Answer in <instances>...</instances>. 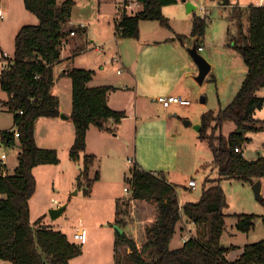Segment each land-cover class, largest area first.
Listing matches in <instances>:
<instances>
[{
    "label": "trees",
    "instance_id": "16d2710c",
    "mask_svg": "<svg viewBox=\"0 0 264 264\" xmlns=\"http://www.w3.org/2000/svg\"><path fill=\"white\" fill-rule=\"evenodd\" d=\"M25 9L38 19L37 25L22 26L14 39V51L8 64L0 72V90L6 94L3 106L13 116L11 130L0 133V142L6 147L18 146L17 166L13 174H4L0 167V260L10 264H70L79 256L80 247L71 242L61 231L42 224L43 217L30 224L29 201L35 193L33 169L39 165L58 163L53 149H40L35 144L34 127L39 118L60 115L58 98L53 93V66L60 61L65 38L71 33L67 28L74 0L57 5L56 0H22ZM228 5V0H220ZM141 10L126 15L118 8L117 37L136 39L140 21H156L167 27L162 8L174 5L176 0H137ZM127 5V4H126ZM236 19L238 42L232 47L241 55L246 74L234 99L216 114L209 111L201 116L198 138L207 143L213 156L218 177L202 182L200 198L179 206L175 185L165 177L137 169H129L131 200L144 201L155 208L154 222L144 227L145 241L137 247L125 233L116 236L115 246H126V260L115 259L114 264H264V240L245 245L241 254L232 262L225 255L230 249L220 244L224 231V213L227 207L225 195L219 186L223 179H238L254 184L264 177V157L249 161L243 156L242 146L248 142V131L264 129L257 126L256 111L264 107V98L257 91L264 88V4L251 6L247 13V27L241 18ZM206 18L193 15L190 36L203 37ZM180 41L183 37L178 36ZM183 42V41H182ZM70 62V59H67ZM93 71L67 64L61 73L70 79L71 115L75 137L68 151L69 159L78 162L86 148V134L90 126L99 131L113 132L106 123L119 124L125 113L112 110L107 103L110 86L91 88ZM214 122L220 129L231 122L235 130L227 136L213 137L208 134ZM241 152L237 153L234 150ZM96 157L83 156V166L77 176L79 187L82 180L88 196L93 183L99 180V172L89 178V170ZM1 162V161H0ZM184 216L194 224V234L179 248L171 249L170 241L176 226ZM254 216L237 215V231L248 233L254 226ZM264 224V217L262 218ZM120 221L115 225L119 227Z\"/></svg>",
    "mask_w": 264,
    "mask_h": 264
},
{
    "label": "rangeland",
    "instance_id": "374dc122",
    "mask_svg": "<svg viewBox=\"0 0 264 264\" xmlns=\"http://www.w3.org/2000/svg\"><path fill=\"white\" fill-rule=\"evenodd\" d=\"M64 1L56 0V3L59 6ZM188 1L194 7L196 6L197 1ZM259 1L228 0V5H222L217 0H201V2L205 3L208 13H205L207 17L206 30L203 37H201L202 41L198 42V45L204 49V52H199V54H202V57L210 65V72L201 85H198L196 82L192 85L191 92L188 95L191 101L189 108L179 111L168 109V112L173 111L172 113L178 115V128L173 131L167 140L159 132V124H154L149 119L145 120V132H149V138L146 141V145L149 146V155L146 163L152 167L151 169L159 172L163 171L167 178L168 174L166 173V169H171L172 174H169L171 178L170 183L175 185L180 205L186 202L197 201L200 198L202 182L204 180L201 172L198 171L194 176L198 184L194 190L184 189V181L186 177L187 181L188 176L194 173L193 169H195L196 165L198 166L196 170H199L201 168L199 165L202 162L211 163L212 161L210 148L205 141L197 137L198 134L194 127L200 124L201 116L204 113L211 111L216 114L220 109H224L238 93L245 77L246 67L243 59L232 47L233 43L238 42V29L235 17L237 19L241 18L242 24L246 28L248 8L258 6ZM20 4L22 6L23 3ZM22 8H18L13 1L0 0V11L4 13V16L6 14L5 19H0V47L2 51L0 52L7 53L10 58L13 56L15 33L18 32L14 28L15 25L19 22L26 25L38 24V20L33 15H28L30 17L29 19H19V12ZM7 10H9V13L6 12ZM183 12L184 16L178 13L177 8L165 10V13L172 17L169 18L168 16L167 27L158 23L160 27L164 28V32H167L165 34H169L168 29L170 27L174 30L180 29V31H186L185 33H187L188 30H191L193 15L197 17L203 16V13L198 9H195L189 14H186L184 9ZM26 20L36 22V24H28ZM89 24L91 25L90 21ZM76 40L81 41L79 47L87 48L84 40L80 38ZM95 44L97 43L95 42ZM60 64L53 66L52 69L54 83L56 85L54 88L59 93L62 110L60 113L71 115L70 79L61 76L62 69ZM1 66L2 60H0V72L2 70ZM74 67L78 68L76 66ZM110 67H113L110 71L112 73L117 69V66ZM113 75L115 76V72ZM256 94L258 97L264 98V88L259 89ZM201 99H203V102H201ZM5 101L6 94L0 90V133L11 130L13 127V116L3 106ZM154 112L161 118L165 116V110L163 109L157 108ZM254 117L258 121V127L260 125L264 126V107L256 111ZM186 123H189V126H186ZM118 126L116 125L117 130L115 129L114 132L117 135L120 131ZM211 127L208 134H211L213 137H218L221 134L227 136L235 130V126L231 122H225L220 129H217L216 124L212 122ZM34 128L36 146L40 149H53L56 152L58 163L55 165H39L33 170L36 192L33 196L32 210L29 215L30 224H33L46 213L47 221H45V225L50 226L54 230L61 231L71 242L80 247V255L71 259L70 264H111L113 251L110 248L109 237L115 235V212L118 207L116 203L118 202L119 204L122 200H126L125 198L128 195V193L124 192V188H129L126 178L130 177V166L127 163V159L131 157L132 150H137L140 157L141 150L145 145L141 147L140 143L138 146L134 144L133 149L131 128L127 137L123 136V139L113 141L114 147H111L110 150L116 152L117 158L115 160H118L121 169L114 177H108L107 173L111 172L104 171L102 176H100V180L93 183L89 195L86 196L84 193L87 189L84 181L82 180V185L77 186V177L74 173L75 168L78 167L69 159L67 155L69 150H66V147H71L74 142L75 131L72 121H61L59 116L40 118ZM114 133L110 135L113 136ZM244 136L248 138V142H245L242 146L245 159L256 160L259 156H264V129L257 132L248 131ZM61 142L65 145L61 146ZM91 144L94 146V149L96 146L100 148L95 140ZM17 153H19L18 146L6 147L0 142V157L4 155L7 158L3 160L0 158V161L2 165L5 166L6 164L9 172L13 171L12 168L17 166ZM81 161L79 165L80 170L84 169L83 159ZM103 164L105 165V160ZM66 165L72 166L71 169L70 167L67 169L65 167ZM98 165L99 159L94 167L96 170H98ZM204 166L202 165V168ZM211 170L214 173L208 174L206 178H217L216 167L213 166ZM11 174L13 172L9 175ZM159 174L163 175L161 173ZM93 176L94 174H89L90 179ZM258 181L261 184L260 200L255 198L252 192L253 184L250 182L238 179H223L219 183L227 204L224 210L226 218L220 244L222 247L230 249L228 254L229 259H233L237 251L242 250L245 245L264 240V224L262 222V218L264 217V177L258 179ZM51 199H55L59 207L68 205L63 215L54 221L50 220L48 216V207L51 205ZM129 201L132 200L130 199ZM128 202L123 201L120 203V208H124L122 204L126 206L121 211L123 215L126 213L125 219H122L123 223L120 222V225L121 223L123 224L121 226L124 232H127V228L124 227L126 224L131 225L129 232H132L134 226H136L134 216L145 213L141 210L142 207L140 208L138 206L150 208L147 205L149 203L144 201H140L142 205H136L137 207H133L132 203L129 202L128 204ZM132 213L133 216L131 215ZM237 215L254 216V226L248 233L237 231L235 227ZM185 219L184 217L178 223V229L175 230L170 241L171 249L179 248L181 243H183V236L186 235L184 231L186 230L187 221ZM80 222L85 240L77 242L73 240L72 235ZM179 226L182 227L183 231L179 230ZM126 256L125 248H118L116 250L115 259L126 260ZM0 264L10 263L0 260Z\"/></svg>",
    "mask_w": 264,
    "mask_h": 264
},
{
    "label": "crops",
    "instance_id": "0c3cea01",
    "mask_svg": "<svg viewBox=\"0 0 264 264\" xmlns=\"http://www.w3.org/2000/svg\"><path fill=\"white\" fill-rule=\"evenodd\" d=\"M7 1H13L14 4L18 6V8L23 7L22 9H20L18 16L19 19L22 20L29 19L30 17L28 15H33L32 13L28 12L25 9L24 4H22L21 6L20 3H23L22 0H7ZM185 1L189 2L188 0ZM217 1L221 2L220 0ZM189 3L191 4V6H193L191 2ZM122 4H124L128 9L124 11L126 15L137 13L142 8L141 5L138 4L137 0H74V5L72 7L71 16L67 28L71 32H73L74 35L71 36L69 34L65 38L64 46H63L64 48L62 47L61 49L59 63H61L60 65L62 71L64 70L67 64H70V66L72 67L76 66L79 69L82 68L85 70L93 71L94 75L88 86L91 88H95L99 86L112 87L113 90L108 94L107 97L108 106L112 110L121 111V112L124 111L126 114V117L122 119L119 124H113L111 120H109L106 123L108 126H111L113 132L99 131L92 126L89 127L86 134L85 151L81 154L80 160L78 162L76 163L72 162L78 167L75 168L76 170L74 175H76V177L79 175L81 171L79 169V165L82 162L81 160L83 159V156H85V154L95 156L96 157L95 164L99 159V165H98L99 180L101 178L100 176H102L104 171L111 172V173H107L108 177H114L115 175H117L121 169L120 164L118 160H115L117 158L116 152L113 150L111 151L110 149L111 147H114L113 141H119V139H123L122 138L123 136L127 137L131 128L132 129L131 136L133 137V145H132L133 149H134V144L138 146L139 143L141 144V147H144V145L145 147L142 148L140 157L139 154L137 153V150H132L131 157L127 159V163L129 160H131L133 162V165L138 166L137 169L145 172H150L157 176H163L165 177L166 181L169 184H171L170 183L171 178L169 177V174H172V171L170 168L166 169V173L168 174V178H167L164 175L163 171L159 172L156 171L155 169H151L152 167H150L146 163L149 155V146L146 145L147 143L146 141L149 138V132L148 131L145 132L144 125L146 119H149L154 124H159L158 125L159 132L163 135L164 138H166V140L171 136L173 131H175V129L178 128V122H177L178 115L176 113H172L173 111L172 112H168V111L170 109L171 110L173 109L174 111L175 110L179 111L184 109L186 110L190 106L187 108L176 106L168 110L162 108L156 102V98L160 95H178L183 98H187L190 101L188 95L191 92L192 85L195 83L193 77L197 74V68L190 59V57L188 56L186 52V47L191 46L192 42L196 39L190 36L192 26H191V30H188L187 33H185L186 31H182V30L180 31V29L174 30L170 27V29H168L169 34H165L167 32H164L165 31L164 28L160 27L158 22L156 21H140L139 36L136 39H123L116 37L115 35L116 19L118 17V8L120 9V6ZM262 4L264 3H261L259 1V5ZM170 8H177L178 13L183 16H184L183 9L186 11L185 4L182 2V0H176V3L174 5L163 7L161 10L162 15L168 20L171 17V15L165 13V10ZM195 9H193L192 12ZM6 12L9 13V10H7ZM2 14H3V18L1 20L6 18V14L5 16L4 13ZM186 14L189 13L186 12ZM34 17L36 18V16ZM200 17L202 18V16ZM89 21L91 22V25L89 24ZM26 22L28 24H36V22L29 20H26ZM24 25L26 24L19 22L15 25L14 28H16V30L18 31ZM81 25H83V27H81ZM178 36L183 37L182 40L183 42L178 39ZM77 38L84 40V43L87 44V48L79 47L81 41L76 40ZM199 41H202V39L199 38L198 42ZM95 42L97 44H95ZM0 51H1V47H0ZM199 52H204V49L198 51V53ZM200 55L202 56V54ZM67 59H70V62ZM59 63L55 64L54 66H57ZM110 66H117V69H115L114 71L115 76L113 75L114 72L113 73L110 72L111 68H113ZM55 86L56 85L54 83V87ZM54 87H53V93L58 98L59 109L60 112H62L61 103L59 101V95H58L59 93L55 91ZM70 97H71V86H70ZM201 102H203V99H201ZM190 105H191V101H190ZM157 108L165 110V116L161 118L159 115H156L154 111ZM60 114L64 115L67 118V119H62L59 116V119L61 121L64 122L71 121L70 114H64V113H60ZM39 119L36 120V123ZM36 123H35V127H36ZM116 125H119L118 129L120 128L118 135L114 133L115 129L117 130ZM186 126H189V123H186ZM260 126L264 127L263 125ZM194 128L196 129V126ZM198 131L199 129H196L197 134ZM111 133H114L113 136H111L112 135ZM74 137H75V132H74ZM94 140L97 141L100 148L96 146V148L94 149V146L91 144L92 142H94ZM64 145L65 144L61 142V146ZM69 149L70 147L69 148L66 147V150ZM260 157H264V156H259L258 158ZM5 159L7 158L5 157ZM104 160H105V165L103 164ZM249 161H253V160H249ZM95 164L93 167L90 168L89 174L95 173L96 171V169L94 168ZM202 165L205 166L207 165V167L204 166V168H202ZM213 166H214L213 156L211 163L202 162V164L199 165V167H201L199 168V170H196V168L198 167L196 165L195 169H193L194 173L188 176L187 181H186L187 177L185 178L184 189H189L187 188V182L189 179H194L196 181L194 176L198 173V171L201 172L202 176H204L203 179H206V176L208 174L214 173V171L211 170ZM65 167H67V169L70 167L71 169L72 166L66 165ZM15 168L16 166L12 168L13 171L9 172L5 164V167L3 168L2 171L4 174H10L14 172ZM209 170H211V172H209ZM159 173L163 175H160ZM33 196L29 201L30 213L32 210ZM128 196L131 197L130 191L127 195V198H125L126 200H122L121 202L123 201L128 202L131 199L130 197L128 198ZM83 199L85 200V198ZM129 202L132 203L133 207L142 205L140 201L132 200ZM120 203L119 204L118 202L116 203L117 204L116 206L118 207L115 212V222L116 221L122 222V219H125L126 216V213L124 215L121 213V211L124 210L126 206L125 204H122L124 208H120ZM50 204L51 205H49L48 207L49 210L59 208L58 206L59 204L55 199H51ZM147 205H149L150 208L144 206H138L140 208L142 207L141 210H143V212L145 213L134 216L136 226H134L132 232H129L131 227L130 224L129 225L126 224V226H124L125 228H127V232L123 231V227L121 226L123 225L122 224L123 222L121 223V225L119 224V227L116 226L123 233H125V235L128 238L132 239L136 243L137 247H140L145 241L144 227L149 226L154 222L155 208L151 204H147ZM179 206L181 207L182 205L179 204ZM131 215L133 216V213ZM42 217H43L42 224L45 225V221H47L46 213H44ZM183 218L184 216L181 217L180 221ZM185 221H187L186 230L184 231L186 235L183 236V242L186 241L188 238H190L195 232L194 224L188 221L187 219H185ZM176 229H178V224L176 226ZM179 230L183 231L181 226H179ZM76 232H81L83 234L82 241H84L85 238H84L83 229L81 227V222L78 224V227L76 228L74 233ZM136 234L137 236L140 234V236L137 237ZM109 238H110L109 239L110 248L113 251V255L111 256L112 258L111 264H114V257L116 255V250H118V248H125L126 253L128 254L129 249L124 245L118 247L115 246L116 234L112 237L110 236ZM182 244L183 243H181L180 247L182 246ZM241 251H242L241 249L238 250L236 256L233 259H229L228 257L229 253L226 254L225 257L227 261L232 262L235 259H237L241 254Z\"/></svg>",
    "mask_w": 264,
    "mask_h": 264
},
{
    "label": "built area",
    "instance_id": "2783aa9c",
    "mask_svg": "<svg viewBox=\"0 0 264 264\" xmlns=\"http://www.w3.org/2000/svg\"><path fill=\"white\" fill-rule=\"evenodd\" d=\"M197 1L196 3V6L195 8L198 9L201 13H203V16L202 18H207L205 13H208L207 12V9H206V5L204 2H201V0H195V2ZM261 3H264V0H260ZM127 7L122 4L120 6V11L123 13L124 11H126ZM3 18V14L2 12L0 11V19ZM81 27H83V25H81ZM121 31V28L115 30V35L116 37L119 35V32ZM70 35H74L73 32L70 33ZM202 48H198V51H201ZM8 59H9V55L7 53H1L0 52V60H2V67H5L7 64H8ZM156 102L164 109H170L172 107H182V108H187L190 106V101L187 99V98H183L181 96H178V95H160L156 98ZM235 152L239 153L241 152V150H238L235 148L234 150ZM1 159H5V156L4 155H1ZM128 164L130 166H133V162L131 160L128 161ZM197 187V183L194 179H189L188 182H187V188L191 189V190H194L195 188ZM124 192L125 193H129V190L128 188H124ZM55 203V201H54ZM73 240L74 241H82L83 240V234L81 232H76L73 234Z\"/></svg>",
    "mask_w": 264,
    "mask_h": 264
},
{
    "label": "water",
    "instance_id": "95a60500",
    "mask_svg": "<svg viewBox=\"0 0 264 264\" xmlns=\"http://www.w3.org/2000/svg\"><path fill=\"white\" fill-rule=\"evenodd\" d=\"M182 2L185 4V8H186L187 13H190V12H192L193 9H195V7L191 6V4L189 2H186L185 0H182ZM186 52L197 68V74L193 77V79L198 85H201L203 83L204 79L206 78V76L208 75V73L210 72V65L198 53L197 46H196V40H194L192 42L191 46L186 47ZM59 116L62 119H67L62 114H60ZM196 129H199V125L196 126ZM0 167H1V162H0ZM252 192H253L256 199H258V200L261 199V184L259 181H256L252 185ZM66 207H67V205H63L59 208L48 210V216H49L50 220L54 221V220L58 219L63 214ZM121 233H122V231L118 227H115L116 236H119Z\"/></svg>",
    "mask_w": 264,
    "mask_h": 264
}]
</instances>
